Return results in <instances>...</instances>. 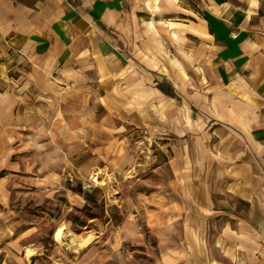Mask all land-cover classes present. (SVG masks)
<instances>
[{
  "label": "crops",
  "instance_id": "0c3cea01",
  "mask_svg": "<svg viewBox=\"0 0 264 264\" xmlns=\"http://www.w3.org/2000/svg\"><path fill=\"white\" fill-rule=\"evenodd\" d=\"M105 60L139 68L141 112L155 106L158 144L171 148L157 164L173 203L156 220L173 242L160 263L264 264V0H0L2 248L19 245L5 233L15 215L6 193L18 185L19 145L35 141L21 105L58 94L54 74L65 84Z\"/></svg>",
  "mask_w": 264,
  "mask_h": 264
},
{
  "label": "rangeland",
  "instance_id": "374dc122",
  "mask_svg": "<svg viewBox=\"0 0 264 264\" xmlns=\"http://www.w3.org/2000/svg\"><path fill=\"white\" fill-rule=\"evenodd\" d=\"M105 62L100 70L86 64L65 84L54 74L58 94L21 105L23 130L35 141L19 145L18 185L6 193L15 215L5 224L19 245L6 251L2 240L0 264H161L173 243L156 224L173 205L168 167L157 166L172 152L158 144L156 108L141 112L137 66L123 72ZM187 80L182 71L177 83Z\"/></svg>",
  "mask_w": 264,
  "mask_h": 264
},
{
  "label": "bare ground",
  "instance_id": "6f19581e",
  "mask_svg": "<svg viewBox=\"0 0 264 264\" xmlns=\"http://www.w3.org/2000/svg\"><path fill=\"white\" fill-rule=\"evenodd\" d=\"M54 237H55V240L57 242H61L63 240V237H64V230H63V228H58L56 230V232H55Z\"/></svg>",
  "mask_w": 264,
  "mask_h": 264
},
{
  "label": "trees",
  "instance_id": "16d2710c",
  "mask_svg": "<svg viewBox=\"0 0 264 264\" xmlns=\"http://www.w3.org/2000/svg\"><path fill=\"white\" fill-rule=\"evenodd\" d=\"M4 172L1 173V175H3Z\"/></svg>",
  "mask_w": 264,
  "mask_h": 264
}]
</instances>
